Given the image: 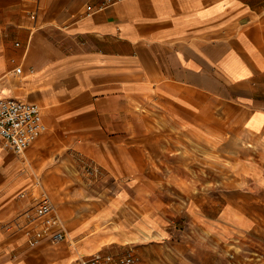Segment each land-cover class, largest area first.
I'll use <instances>...</instances> for the list:
<instances>
[{
	"label": "rangeland",
	"instance_id": "obj_1",
	"mask_svg": "<svg viewBox=\"0 0 264 264\" xmlns=\"http://www.w3.org/2000/svg\"><path fill=\"white\" fill-rule=\"evenodd\" d=\"M16 41L21 54L28 39ZM196 87L125 93L103 106L124 116H90L97 130L53 123L42 109L39 144L4 150L0 258L25 250L32 264H75L103 250L118 263L129 252L135 264H264V142L241 132L220 83ZM42 196L66 236L28 251L26 231L38 223L21 226V216Z\"/></svg>",
	"mask_w": 264,
	"mask_h": 264
},
{
	"label": "crops",
	"instance_id": "obj_2",
	"mask_svg": "<svg viewBox=\"0 0 264 264\" xmlns=\"http://www.w3.org/2000/svg\"><path fill=\"white\" fill-rule=\"evenodd\" d=\"M106 1L0 0V96L38 103L53 123L97 130L90 116H124L103 106L123 104L125 93L140 97L157 82L220 83L240 108L241 132L264 142V0ZM18 37L28 39L20 80L7 77L23 55ZM24 251L0 264H32Z\"/></svg>",
	"mask_w": 264,
	"mask_h": 264
},
{
	"label": "built area",
	"instance_id": "obj_3",
	"mask_svg": "<svg viewBox=\"0 0 264 264\" xmlns=\"http://www.w3.org/2000/svg\"><path fill=\"white\" fill-rule=\"evenodd\" d=\"M120 0H107L106 4H112ZM15 48H21L19 42H14ZM23 55L20 61L11 60L12 68L10 76L20 80L24 69L22 60L25 58L26 47L22 48ZM47 129L42 108L38 103L13 97L0 96V144L4 150L20 155ZM92 165V164H90ZM36 203L23 210L21 226H35L26 231L28 247L34 248L49 240L56 243L64 240L66 233L58 216L53 211V205L48 196L36 199ZM75 264H135V260L129 252L125 253L117 262L114 254L97 250L92 254L77 257Z\"/></svg>",
	"mask_w": 264,
	"mask_h": 264
},
{
	"label": "bare ground",
	"instance_id": "obj_4",
	"mask_svg": "<svg viewBox=\"0 0 264 264\" xmlns=\"http://www.w3.org/2000/svg\"><path fill=\"white\" fill-rule=\"evenodd\" d=\"M42 107H43V106H42ZM42 107H41V108H42ZM42 109H45V108H42ZM45 110H46V109H45ZM44 113H45V112H44ZM52 129H53V128H51L50 131H51ZM41 135H42V134H41ZM41 135H40V136H41ZM40 136H39V137H40ZM39 137H38V138H39ZM38 138H37V139H38ZM37 139H36L33 143L36 142V144L38 145V144H39V141H37ZM43 142H45V140H44ZM43 142H42V143H43ZM33 143H31V144L29 145V147H30ZM29 147H28V148H29ZM25 150H26V149H25ZM25 150H24V152H25ZM24 152H23V153H24ZM23 153H22V154H23ZM18 165H19V164H18ZM33 188H34V187H33ZM64 213H65V212H64ZM70 216H71V215H70ZM68 217H69V216H68ZM64 218H65V217H64ZM66 218H67V217H66Z\"/></svg>",
	"mask_w": 264,
	"mask_h": 264
}]
</instances>
